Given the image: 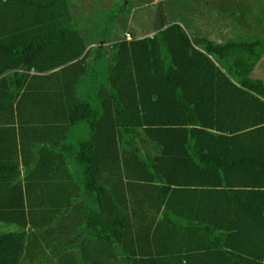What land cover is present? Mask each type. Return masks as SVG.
I'll list each match as a JSON object with an SVG mask.
<instances>
[{
  "label": "trees",
  "instance_id": "trees-1",
  "mask_svg": "<svg viewBox=\"0 0 264 264\" xmlns=\"http://www.w3.org/2000/svg\"><path fill=\"white\" fill-rule=\"evenodd\" d=\"M164 4L154 37L107 56L88 49L69 0H0V117L47 130L42 173L1 192L0 225L18 232H0V264H264V82L252 78L264 39L193 41ZM83 127L67 153L90 200L78 173L65 204L49 139Z\"/></svg>",
  "mask_w": 264,
  "mask_h": 264
},
{
  "label": "crops",
  "instance_id": "crops-1",
  "mask_svg": "<svg viewBox=\"0 0 264 264\" xmlns=\"http://www.w3.org/2000/svg\"><path fill=\"white\" fill-rule=\"evenodd\" d=\"M71 3V8L72 12L74 14V17L76 19V14L74 12L73 8V2L72 0H69ZM163 3H166L164 0ZM161 4V3H160ZM264 3L260 0H257L256 2L249 3V0H246L244 2V7H245V12L242 13H236L238 15H232L228 16L229 12L223 11L227 15L222 18L221 21H215V25L213 27L210 26H205L204 24H194L195 27L199 28L202 32H205L207 30H211L213 28H229L230 29V35L228 37L229 40L228 42L232 41H242V40H248L250 32L254 35L250 39L253 38H262L264 39V9H261L259 7L262 6ZM224 9V8H223ZM259 11H256V10ZM232 14V13H230ZM209 21L214 22V18H212L211 15H209ZM198 22V21H197ZM219 22V23H218ZM79 25L81 23H78ZM173 24H179L181 25L186 31L187 27L184 23L182 22H176ZM224 25V26H223ZM87 26V25H86ZM89 27V26H88ZM114 28V27H113ZM154 29L156 30V27L154 26ZM252 30V31H251ZM80 31L81 34L84 36V38L87 41L88 44V49H96L104 46L105 48L108 49V54L107 56L111 55V52L109 51V48L112 47L114 44L119 43L120 40L118 41H112L110 38L106 43H102L101 40L100 42H96L94 39L93 34H88L87 29H83L82 25L80 26ZM157 31V30H156ZM188 32V31H187ZM111 35V33H110ZM154 35H147L144 38L148 37H154ZM227 37V38H228ZM142 38V39H144ZM210 41L215 42L217 44L223 45L226 44V42H218L214 41L212 38H210ZM208 39V40H209ZM59 71H55L53 73H56ZM17 74H21L18 71H14L12 73L7 74L6 76L12 80H14V76ZM24 74V73H23ZM29 76H32V73H28ZM252 78L255 80H260L264 82V59L258 64L256 67L255 71L252 74ZM60 107V106H59ZM40 108V107H39ZM38 108V110H39ZM38 112V111H36ZM35 115V114H34ZM66 115H64L65 117ZM30 116L27 117V120H30ZM65 119V118H64ZM14 119L12 118H5V117H0V206L6 204V200H8V197H5L2 195L1 192H3L5 187H8V180L12 181L11 185L22 183L23 189L25 190V185H26V174L32 173V174H41L42 171L40 169V160H39V149L40 148H35L39 147L40 145L37 144L39 141L44 140L46 138V131L45 129H40L38 128V132H33L29 134L27 132L28 129L24 130L20 126L19 122H13ZM60 125L58 126H67L68 123L66 121H60ZM57 126V124L55 125ZM35 127V126H34ZM35 129V128H34ZM37 129V128H36ZM60 134H52V138L49 139L51 141V144L53 146H48V148H54L53 154L56 156V158L59 159V162L64 163L59 165V169H57V163L56 162H50L48 164L47 172L49 178L57 174V172L61 171V175L59 179L57 180V176L55 175L56 178L54 180L50 181L51 184L60 185L61 187V192L58 193V191L55 189V193H58V196H60V200L63 201V203L68 204L69 199H70V194L71 191L74 190V177H76V174H80L79 176V186L81 188V193L83 194V199L82 202H88L89 196H88V190L86 189V186L88 184V180L86 178V175H83L81 173V169L74 166V162L72 159V156L70 153H67L68 150H73L74 146L76 143H82L85 140L89 139V132L87 130V127L80 128L75 131H66L65 129L62 130L63 128H59ZM76 141V142H75ZM74 142V143H73ZM66 143V144H65ZM37 144V145H36ZM41 144V143H40ZM33 147V148H32ZM59 150V151H57ZM63 151V153H61ZM60 152V153H59ZM27 155V157H26ZM66 157L62 160L61 157ZM55 159V158H54ZM54 164V165H53ZM63 189V191H62ZM90 192V191H89ZM16 200L14 197L12 201ZM2 212V211H1ZM0 232L1 234H10V233H15L18 232L17 227H13L12 225L4 224L2 223L0 225ZM21 264H30V262L24 261L22 259Z\"/></svg>",
  "mask_w": 264,
  "mask_h": 264
},
{
  "label": "rangeland",
  "instance_id": "rangeland-1",
  "mask_svg": "<svg viewBox=\"0 0 264 264\" xmlns=\"http://www.w3.org/2000/svg\"><path fill=\"white\" fill-rule=\"evenodd\" d=\"M163 1L164 0H72L74 12L76 14V22L81 23L79 27L82 25L83 29H87L88 34H93L94 39L98 43L103 38L102 32L105 30L111 12L116 10L117 5L125 6L126 12L120 15L114 28H110V40L122 41L127 39L128 35L131 36L132 40H139L147 35H156L157 31L154 29V26L157 25V12L160 9V3L162 4ZM165 1L166 6L164 4V15L162 16L168 21V25L176 22L184 23L193 41L200 38L209 39L210 37L214 41L227 43L230 38L228 37L230 35L229 28L217 27L202 32L199 28L195 27L194 24L198 23L213 27L216 23L215 21H221L220 16L224 18L227 15L223 11L229 12L228 16L235 15L236 13L240 14V12L244 13V2L246 0ZM256 1L257 0H249V3L253 4V2ZM260 1L264 3V0ZM262 6H264V4ZM259 8L264 9L263 7ZM256 11L259 10L257 9ZM209 15L214 18V22H208ZM253 36L252 32H250L249 37L251 38ZM224 71L227 72V69L224 68ZM228 74L233 76L230 72Z\"/></svg>",
  "mask_w": 264,
  "mask_h": 264
},
{
  "label": "built area",
  "instance_id": "built-area-1",
  "mask_svg": "<svg viewBox=\"0 0 264 264\" xmlns=\"http://www.w3.org/2000/svg\"><path fill=\"white\" fill-rule=\"evenodd\" d=\"M128 40H129V41H131V40H132L130 35H128Z\"/></svg>",
  "mask_w": 264,
  "mask_h": 264
}]
</instances>
